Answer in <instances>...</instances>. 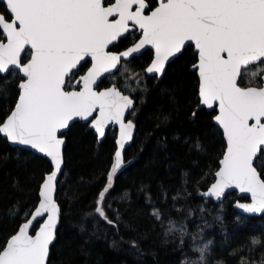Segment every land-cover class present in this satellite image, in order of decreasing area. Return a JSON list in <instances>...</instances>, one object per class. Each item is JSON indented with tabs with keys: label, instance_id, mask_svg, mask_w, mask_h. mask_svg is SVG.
Here are the masks:
<instances>
[{
	"label": "snow or ice",
	"instance_id": "snow-or-ice-1",
	"mask_svg": "<svg viewBox=\"0 0 264 264\" xmlns=\"http://www.w3.org/2000/svg\"><path fill=\"white\" fill-rule=\"evenodd\" d=\"M0 4H4L0 77L16 86V98L0 111V134L43 154L41 159L48 158L35 203L0 245V264H49L50 246L64 216L56 195L65 165L63 130L78 121L94 130L98 145L113 133L114 162L94 212L115 226L106 211L111 208L106 194L125 164L123 153L137 127L126 118V113L136 116L134 100L117 87L116 73L124 75L134 61H142V75L159 80L193 48L195 103L198 111L204 110L202 106L210 110L208 115L226 138L222 167L204 195L219 199L235 187L252 197V203H238L239 208L264 210V179L253 166L254 159L264 158V79L248 78L251 67L264 64V0H0ZM105 80L112 86L100 90ZM245 82L247 86H241ZM216 106L219 114L213 116Z\"/></svg>",
	"mask_w": 264,
	"mask_h": 264
},
{
	"label": "trees",
	"instance_id": "trees-1",
	"mask_svg": "<svg viewBox=\"0 0 264 264\" xmlns=\"http://www.w3.org/2000/svg\"><path fill=\"white\" fill-rule=\"evenodd\" d=\"M192 51L171 64L161 80L144 77L142 61H134L127 73L115 77L120 87L141 73L138 85L131 86L135 91L120 87L136 100V116L131 119L138 130L106 194L111 203L106 211L115 226L94 212L114 162L113 133L98 145L84 122L70 128L57 195L64 216L49 264H192L203 247L198 245L200 237L213 239V264H264V215H240L233 208L235 193L222 203L200 196L215 180L226 143L209 111H196ZM262 68L251 67L248 78L259 82ZM111 83L105 80L101 86ZM15 92V84L0 77V111L14 101ZM195 111L198 115L193 117ZM40 157L0 136V245L36 201L48 168L47 158ZM256 165L264 177V158ZM88 212L93 215L85 217ZM256 256L260 260L253 263Z\"/></svg>",
	"mask_w": 264,
	"mask_h": 264
},
{
	"label": "water",
	"instance_id": "water-1",
	"mask_svg": "<svg viewBox=\"0 0 264 264\" xmlns=\"http://www.w3.org/2000/svg\"><path fill=\"white\" fill-rule=\"evenodd\" d=\"M1 5L2 4H0V11H2L1 10ZM4 5V4H3ZM117 73H119V72H117ZM116 73V74H117ZM107 75V74H106ZM164 76H162V77H160L159 79L161 80L162 78H163ZM263 79H264V74H263ZM116 84V83H115ZM117 85V84H116ZM112 86V83L109 85V86H106V87H111ZM241 86H243V85H241ZM118 87V86H117ZM105 87H101V85H100V90H103ZM121 91H122V93L123 94H125V95H129L133 100H134V105H133V108L135 109V107H136V105H137V103H136V100H135V98L134 97H132L130 94H128V93H125L120 87H118ZM203 108H205L206 110H208L207 109V107L206 106H202ZM198 110V107L196 108V111ZM195 111V112H196ZM208 111H210V110H208ZM217 114H219V112H218V106H216V111H215V115H217ZM126 118L127 119H131V117L130 116H128L127 115V113H126ZM79 122V121H78ZM81 122H84V121H81ZM213 122L215 123V125H216V122H215V120H214V118H213ZM85 123V122H84ZM133 123L134 124H136V122L133 120ZM250 123H251V121H250ZM137 125V124H136ZM73 125H71L70 126V128L72 127ZM217 127H218V125H216ZM70 128L69 129H66V130H63V131H65L66 132V134L69 132V130H70ZM219 128V127H218ZM220 129V128H219ZM137 130H138V126L133 130V140L132 141H130L129 143H128V145H126V147H125V150H124V153H123V155L125 156V153H126V151H127V149L128 148H130L131 146H132V144H133V141H134V139H135V137H136V135H137ZM94 131V130H93ZM115 131H118V129L117 130H115ZM220 131L222 132V129H220ZM108 134V133H107ZM222 134H223V132H222ZM0 136L1 137H3V138H5L4 136H3V134H0ZM64 139H65V141H66V144H67V139H66V136H64L63 137ZM6 139V138H5ZM105 140V139H104ZM104 140H102L101 141V143L104 141ZM224 140H225V143H226V138H224ZM8 141V140H7ZM9 142V144L11 145V146H13V147H15V148H20V149H27V150H29L26 146H21V145H15V144H13L12 142H10V141H8ZM31 151H33V152H35V150H31ZM225 152H226V149H225ZM36 153V152H35ZM36 154H39V155H41V156H43V154H40V153H36ZM48 159V158H47ZM223 159V157L221 158V160ZM125 160V159H124ZM220 160V161H221ZM256 163H257V160L256 159H254V161H253V166L254 167H256L257 168V172L258 173H260L261 174V178L262 179H264V177L262 176V173H261V171L258 169V167H257V165H256ZM63 167V174H64V171H65V165L64 166H62ZM220 167H222V165L219 163V168ZM219 168H218V170H219ZM217 170V171H218ZM47 175V174H46ZM46 175H45V177H46ZM62 176L63 175H61V176H59V181H61V179H62ZM214 182H215V180H214ZM213 182V183H214ZM41 186H42V184H41ZM210 187H211V185L210 186H208L205 190H203V191H201L200 192V196H202L203 198H205V199H212V200H214L216 203H222V202H224L225 201V199L228 197V195L229 194H231V193H236V200L234 201V203H233V208L240 214V215H243V216H256V217H259V216H262V215H264V210H261L260 212H256V211H248V210H246V209H242V208H239L238 206H237V204L238 203H252V197H251V193L250 192H247V191H245V192H239V190L238 189H236L235 187H233V188H231V189H227L226 191H225V194L222 196V197H220L219 199H217L216 197H208V196H205L204 195V193L205 192H207L209 189H210ZM58 188H59V183H58V185H57V194L56 195H58ZM59 203V202H58ZM60 204V203H59ZM59 226H60V224L58 225V228H59ZM57 239V238H56ZM56 241V240H55ZM55 241H54V243H55ZM53 243V244H54ZM52 244V245H53ZM52 245L50 246V252H51V247H52ZM49 257H50V254H49Z\"/></svg>",
	"mask_w": 264,
	"mask_h": 264
},
{
	"label": "rangeland",
	"instance_id": "rangeland-1",
	"mask_svg": "<svg viewBox=\"0 0 264 264\" xmlns=\"http://www.w3.org/2000/svg\"><path fill=\"white\" fill-rule=\"evenodd\" d=\"M120 73H117L116 74V77L117 75H119ZM133 77V76H132ZM129 78L128 79V83H124L123 85H120V87L126 91L129 90V89H133L131 86L132 85H138L140 79L139 78ZM116 79V78H115ZM134 89H135V86H134ZM124 166H122L123 168ZM236 194V193H235ZM211 241V243L209 244L208 242ZM203 244V247L207 244V247H208V251L207 253L205 254L204 258H203V264H213L214 261H211L212 258H211V247L213 246V239H209V240H203L202 237L199 238V243L198 245L200 244ZM258 257V258H257ZM260 260V257L259 256H256V258H254V261L253 263H257L258 261ZM192 264H202V257H201V254L199 256V258L195 261L192 262Z\"/></svg>",
	"mask_w": 264,
	"mask_h": 264
},
{
	"label": "clouds",
	"instance_id": "clouds-1",
	"mask_svg": "<svg viewBox=\"0 0 264 264\" xmlns=\"http://www.w3.org/2000/svg\"><path fill=\"white\" fill-rule=\"evenodd\" d=\"M208 243H209V242H208ZM209 244H210V243H209ZM201 250H202V252H201ZM207 251H208V247H205V246L199 249V252H200L201 257H202V264H203V258H204V256H205V254L207 253Z\"/></svg>",
	"mask_w": 264,
	"mask_h": 264
},
{
	"label": "flooded vegetation",
	"instance_id": "flooded-vegetation-1",
	"mask_svg": "<svg viewBox=\"0 0 264 264\" xmlns=\"http://www.w3.org/2000/svg\"><path fill=\"white\" fill-rule=\"evenodd\" d=\"M153 2H155V0H153ZM257 65H263L264 67V64H257ZM263 74H264V68H262V75H261V79H263ZM109 86V85H108ZM102 87V86H101ZM115 131V130H114Z\"/></svg>",
	"mask_w": 264,
	"mask_h": 264
}]
</instances>
